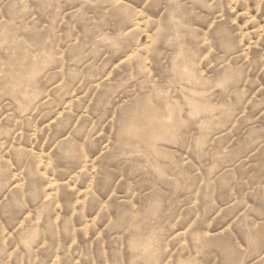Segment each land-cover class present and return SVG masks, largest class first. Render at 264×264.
<instances>
[{
    "label": "rangeland",
    "instance_id": "obj_1",
    "mask_svg": "<svg viewBox=\"0 0 264 264\" xmlns=\"http://www.w3.org/2000/svg\"><path fill=\"white\" fill-rule=\"evenodd\" d=\"M0 264H264V0H0Z\"/></svg>",
    "mask_w": 264,
    "mask_h": 264
}]
</instances>
